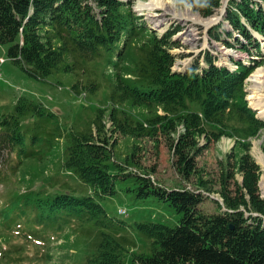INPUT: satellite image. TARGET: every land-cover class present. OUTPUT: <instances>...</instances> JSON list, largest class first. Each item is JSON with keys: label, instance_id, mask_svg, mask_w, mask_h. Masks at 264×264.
Listing matches in <instances>:
<instances>
[{"label": "trees", "instance_id": "trees-1", "mask_svg": "<svg viewBox=\"0 0 264 264\" xmlns=\"http://www.w3.org/2000/svg\"><path fill=\"white\" fill-rule=\"evenodd\" d=\"M222 2L179 0L205 18L214 16ZM126 6L121 0H0V47L10 45L8 58L30 77L45 81L69 57L76 65L79 56L86 62L102 59L103 65L119 58L122 64L110 91V129L106 127L107 110L99 109L86 131L66 133L57 116L32 103L17 106L16 114L0 122V157L6 161L0 163V186L16 206L32 205L36 223L31 230L28 227V236L19 238L32 239L34 248L43 251L34 259L37 264L56 261L61 251L46 255L51 234L65 238V231L73 227L84 236H96L85 247L89 251L85 264H126L127 253L132 254L130 264H264L262 171L250 153L256 138H263L264 152V119L249 107L245 90L246 80L261 62L256 59L248 65L237 59L238 69L231 72L225 66L217 67L216 58L205 52L208 68L200 69V58H196L190 70L175 71L178 56L173 51L181 44L174 37L180 27L158 35ZM250 29L264 35V0H230L223 21L209 33L211 40L228 47L258 52L259 43ZM64 71L77 75L68 67ZM125 72L136 76H122ZM99 88L96 82L85 86L79 79L73 92L81 96ZM136 107L142 110L137 118L127 111ZM21 116L33 120L22 123ZM118 135L152 141L157 160L164 143L182 187L158 183L156 166L145 171L146 163L140 158L144 149L139 145L133 146L124 163H115L118 171L113 175ZM225 137L234 140L235 149L213 177L199 168L198 158ZM61 140L63 157L55 159ZM238 148L244 154L237 159ZM36 164L43 172L38 178L33 175ZM131 165L137 172L129 170ZM50 169H56L54 176L45 175ZM239 172L242 182L236 180ZM118 178H134L132 191L138 199L155 197L169 204L182 215L180 225L130 226L111 216L102 202L117 194ZM215 193L221 195L220 200L211 198ZM206 200L216 205V213L201 209ZM134 233L152 242L151 255L133 252L137 249ZM2 237L11 241L13 236ZM54 243L49 244L57 246V240ZM61 248L66 252L64 259L74 264L77 256L69 253V246L61 244ZM1 254L0 263L18 264L24 260L25 249L11 244Z\"/></svg>", "mask_w": 264, "mask_h": 264}, {"label": "rangeland", "instance_id": "rangeland-1", "mask_svg": "<svg viewBox=\"0 0 264 264\" xmlns=\"http://www.w3.org/2000/svg\"><path fill=\"white\" fill-rule=\"evenodd\" d=\"M121 1L127 5L126 7H130V9L137 17H139V19H143V22H145L148 26H151L160 32H164L168 28L173 29L174 27H180L179 33L175 38L177 42L181 44V46L179 49L173 51V54L178 56L175 67H177L179 70L180 68L185 70L187 67L191 66L194 63V60L204 52H210L221 62L228 63L231 58L230 55H233L234 53L232 52L235 51L240 57L237 59L245 62V64L247 62H253V60H256L260 53L264 55V51L261 47L258 49L259 52H257V50L256 52H245L238 48H227L222 42L211 40L209 32L213 29V27H216L217 23L222 19L223 13L226 9L227 0L223 1L222 7L217 11V13H215V15L217 14L214 16L216 19L213 17L205 18L201 16L199 13L194 11L192 6L185 3H179V0H170L176 5L175 11H163L160 9L156 11L150 8H147V10H140L141 4L144 3L146 5H150L152 4V0ZM188 11L189 13H187ZM187 30L193 31L192 33L195 35V38L193 36L194 42H188L186 40L184 34L187 32ZM252 32L253 31L251 30V33ZM253 33L252 35H254ZM236 37L244 41V39L240 37L239 34H236ZM9 48L10 45L0 47V58H4L6 61L5 64H3L0 68V122L3 120V116H9L14 113L16 114L17 106L25 107V105L28 103L40 106L48 113L56 115L60 120L59 124L66 133H70L71 131H86L87 127L90 126V124L96 118L99 109L107 110L105 119L106 121H109L108 117L110 109L108 108L111 104L110 91H112V88L116 86V77L118 76V72L122 67V64L118 61L119 58H116L111 69L108 67L107 63L103 65L102 59L93 62H86L82 56H79L77 58L78 65H76L73 62V58L70 59L68 56L69 59H67L66 62L59 67V69L55 70L51 76L42 82L30 77L28 74L13 64L7 55ZM259 62L261 63H257L258 66L256 67L255 71L252 72L246 81V91L248 93L247 100L250 106L254 107L256 111H259L261 106L260 104L253 105L252 100L249 99V97L252 95L250 90L252 83L250 82V79L258 69L264 68V59L259 60ZM129 63L130 66L134 68V65H131V62ZM201 63L205 65L204 62ZM65 67L70 68V70L76 72L77 75L74 73L65 72ZM232 69L235 68L232 67ZM232 69H230L231 72H234ZM124 75L128 77L130 74L125 72L122 74V76ZM133 76L136 75L133 74ZM134 78L135 77H133V79ZM79 79H81L83 85L85 86H88L92 82L99 84L100 88L98 89V92H86V97L84 95H76L73 92V86L79 81ZM120 109L122 110L123 108ZM127 111L136 116V118L137 114L142 113V110L137 107L130 109L127 108ZM143 112H146V110H143ZM20 118L22 123L27 122V124L30 120H33L28 116H21ZM238 128L240 130L244 129L243 126H239ZM181 129L182 128L179 129L180 132ZM199 142L201 145H203L205 143L204 138L199 139ZM252 144L253 146L250 153L262 171V176L259 181V189L262 198H264V152L261 148V139L252 140ZM63 145L64 142L62 140L58 142L53 158L60 159L63 157ZM134 145L142 146L144 149L140 158L142 161H144V163H146L144 167L142 166L145 171H150L151 166H156L155 180H157L158 183L169 188L182 187L183 184L180 183V178L172 166V154L168 151L165 144H161V156L157 160L154 155V143L147 140L135 141L131 138L119 136V142L115 147L113 155L114 162H111V166L113 167V175H117L118 171V169L115 168V163H124L127 157L132 153ZM234 149V140L231 138L225 137L218 143H212L210 147H208V149H206L198 158L199 168L204 169L206 173L216 177L220 172V164L226 160L227 156H229L234 151ZM243 154L244 153L242 150L239 148L236 149L235 155L237 159L242 157ZM11 157L14 158L13 156ZM0 163H6L2 156L0 157ZM125 169L128 170V168ZM129 170H135L134 165H131ZM42 173L41 165L36 164L34 166L33 175L38 178L42 175ZM55 174L56 169H50V171L45 175L54 176ZM208 178L212 177H206V179ZM236 180L242 182L243 177L240 172L237 173ZM29 181L32 180L29 179ZM41 182L42 181H40V183ZM135 188L136 184L134 183V178L125 181L119 178L116 179L115 189L117 194L102 202L104 208L111 216L124 220L130 226H134L136 223H154L170 228H176L180 225L182 215H179L174 208H172L169 204L160 202L155 197H149L145 200L138 199L136 193L132 191ZM215 188L217 189L218 185ZM0 195L5 197L2 186H0ZM219 195L220 194L215 193L211 195V198L218 201L220 200ZM201 209L208 214L216 213L218 211L212 200H206L201 206ZM120 211H125V215H121ZM15 220H18V218ZM20 222H22V220H18L16 224L19 225ZM73 224H75V227H78L77 222H73ZM0 226H4L3 229H10L7 223L4 222L0 223ZM15 230L17 229L13 227L9 234H7L13 236L11 241L0 237V257H2L1 252H8L11 248V244H16V246H23L25 249L24 260L18 264H37V261L34 259L39 258L41 254H43V251L41 249H37L36 247L34 248L33 244L31 243L32 239H29V242H27L25 239L19 238L22 236L26 237L30 234V231L27 229V227L26 229L21 230L20 235H16L17 231ZM65 233V238L61 237L62 235H58L56 232L51 234L52 238L49 240V243L55 244L54 242L57 240V246H53L48 243L45 247L47 248L46 255H49V253H52V251L55 254H58L61 251L62 254L57 256V259L53 264H70V261L64 259L66 252L63 250V248H61L62 244V246H69L70 249L68 251L71 250L73 256H77L76 261L73 262L74 264H85L89 255V251L86 250L85 247L91 246L94 243L96 236L93 233L84 236L81 234V231L74 229V227L69 228V230H67V232L65 231ZM132 236L133 240L137 244V249L133 250V252L136 254L143 253L146 255H151L153 253L152 242L150 240L146 239L140 233H134ZM28 244L30 247L24 246ZM131 255L132 254L127 253V258L125 260L126 264H130ZM22 259L23 257L19 258L18 261Z\"/></svg>", "mask_w": 264, "mask_h": 264}, {"label": "bare ground", "instance_id": "bare-ground-1", "mask_svg": "<svg viewBox=\"0 0 264 264\" xmlns=\"http://www.w3.org/2000/svg\"><path fill=\"white\" fill-rule=\"evenodd\" d=\"M147 8L154 9L156 11L159 9L163 11H175L176 5L170 0H152V4L150 5H146L144 3L140 5V10H147ZM187 13H189V11ZM214 16L212 17L214 18ZM214 19H216V17ZM190 30H187V32L184 35L188 42H194L195 35L192 33L193 31ZM250 82L252 83L250 89L252 95L251 97H249V99L252 100L253 105L260 104L261 107L259 109V114L264 116V68L258 69L251 77Z\"/></svg>", "mask_w": 264, "mask_h": 264}, {"label": "water", "instance_id": "water-1", "mask_svg": "<svg viewBox=\"0 0 264 264\" xmlns=\"http://www.w3.org/2000/svg\"><path fill=\"white\" fill-rule=\"evenodd\" d=\"M228 1H229V0H227V2H226V6H227Z\"/></svg>", "mask_w": 264, "mask_h": 264}]
</instances>
